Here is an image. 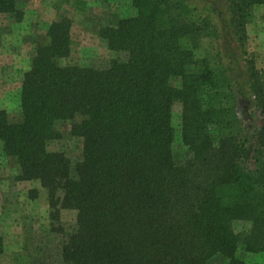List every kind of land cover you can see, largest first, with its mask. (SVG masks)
Instances as JSON below:
<instances>
[{"label":"trees","instance_id":"trees-1","mask_svg":"<svg viewBox=\"0 0 264 264\" xmlns=\"http://www.w3.org/2000/svg\"><path fill=\"white\" fill-rule=\"evenodd\" d=\"M130 2L132 15L98 30L122 57L62 64L72 21L60 15L31 52L19 112L0 108L2 151L16 159L17 181L45 191L59 237L37 264H211L218 255L246 264L238 249L264 252V74L246 49L247 20L264 0H222L220 26L206 11L212 0ZM0 13L24 14L18 0H0ZM205 38L220 43L210 59L196 53ZM240 97L258 111L254 130L239 117ZM62 123L81 139L73 164L49 148ZM62 209L75 211L71 228Z\"/></svg>","mask_w":264,"mask_h":264},{"label":"rangeland","instance_id":"rangeland-1","mask_svg":"<svg viewBox=\"0 0 264 264\" xmlns=\"http://www.w3.org/2000/svg\"><path fill=\"white\" fill-rule=\"evenodd\" d=\"M205 0H197L202 5ZM213 9L206 11L212 22L220 26L219 12L222 0H212ZM23 9V18L16 22L9 15L0 13V108L10 115L20 110V88L23 72L27 69L31 52L48 42L46 35L49 23L60 15L68 16L71 26V52L61 59L62 64H99L110 57H122L100 42L98 30L101 26L114 25L122 16L132 15L134 9L130 0H18ZM247 52L254 57L256 66L264 74V6H254L246 24ZM219 40L205 38L196 51L199 57L213 58L219 49ZM251 101V100H250ZM246 97L238 99L239 117L248 130L260 124V116ZM180 104L174 103L172 123L176 130L174 152L183 159L185 148L179 138ZM63 136L49 143L51 150L64 151L75 163L81 156V139L68 134V123L60 124ZM0 142V236L4 250L0 253V264H37L51 256L53 244L59 237L50 231L49 208L45 191L38 181H17V162L4 154ZM33 190V191H32ZM35 195V196H33ZM75 211L61 210L64 228H71L75 222ZM243 222H237L236 231L245 229ZM238 255L246 264L264 263V252L251 254L241 249ZM226 259L215 256L211 264H225Z\"/></svg>","mask_w":264,"mask_h":264},{"label":"crops","instance_id":"crops-1","mask_svg":"<svg viewBox=\"0 0 264 264\" xmlns=\"http://www.w3.org/2000/svg\"><path fill=\"white\" fill-rule=\"evenodd\" d=\"M2 148V147H1Z\"/></svg>","mask_w":264,"mask_h":264}]
</instances>
